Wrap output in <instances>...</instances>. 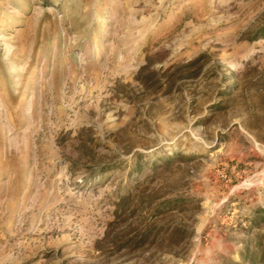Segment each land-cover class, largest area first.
Listing matches in <instances>:
<instances>
[{
  "label": "rangeland",
  "instance_id": "1",
  "mask_svg": "<svg viewBox=\"0 0 264 264\" xmlns=\"http://www.w3.org/2000/svg\"><path fill=\"white\" fill-rule=\"evenodd\" d=\"M258 238L264 0H0V264H250Z\"/></svg>",
  "mask_w": 264,
  "mask_h": 264
},
{
  "label": "trees",
  "instance_id": "2",
  "mask_svg": "<svg viewBox=\"0 0 264 264\" xmlns=\"http://www.w3.org/2000/svg\"><path fill=\"white\" fill-rule=\"evenodd\" d=\"M138 171H139V169H135V173ZM154 173L155 172H152V175H154ZM139 187H140L139 185H135L134 189H138ZM128 197L130 198L131 196L129 195ZM128 197H126V198H128ZM148 237H149V233H145L143 235L144 239H147ZM256 242H257L255 245L256 248H260V251L263 252L264 247H262L261 239L258 238ZM250 261H251L250 264H264V254L257 256L255 259H250Z\"/></svg>",
  "mask_w": 264,
  "mask_h": 264
}]
</instances>
